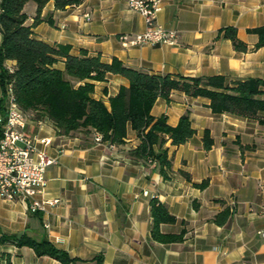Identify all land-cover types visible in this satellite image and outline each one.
I'll use <instances>...</instances> for the list:
<instances>
[{"label":"crops","instance_id":"obj_1","mask_svg":"<svg viewBox=\"0 0 264 264\" xmlns=\"http://www.w3.org/2000/svg\"><path fill=\"white\" fill-rule=\"evenodd\" d=\"M36 9L33 1L24 6L26 24L37 20L33 36L50 45L67 44L73 55L85 50L103 62L116 58L150 74L264 79V46L255 48L259 36L250 32L264 27V0H160L156 21L176 32L175 45L124 46L121 35L132 37L145 29L142 15L126 0H83L64 9L49 1L39 13ZM227 26L236 28L247 51L217 37ZM14 64L6 62L9 68ZM127 85L126 78L108 74L105 82L96 83L94 97L108 106V99ZM209 103L177 90L170 101H155L154 118L163 116L176 126L187 114L195 129L183 144L167 140L153 146L155 153L167 151V179L158 163L128 155L140 143L131 128L123 144H96L81 134L61 135L46 116L29 112L28 135L51 138L47 153L58 159L46 170L42 197L58 203L47 214H35L19 201L0 198V234L45 239L67 252L69 264H264V127L252 119L214 114ZM205 131L213 141L209 149L203 145ZM152 199L176 219L160 224V232L181 234V240L152 237ZM224 210L228 216L219 223ZM2 255L11 264H62L14 243H0Z\"/></svg>","mask_w":264,"mask_h":264},{"label":"trees","instance_id":"obj_2","mask_svg":"<svg viewBox=\"0 0 264 264\" xmlns=\"http://www.w3.org/2000/svg\"><path fill=\"white\" fill-rule=\"evenodd\" d=\"M29 1L36 4L39 13L49 1L54 2L56 9H64L83 0H0V107L5 100L6 85L11 84L19 106L25 112L37 113V117L46 116L61 135L81 134L94 141V133H100L104 142L120 145L125 142L127 130L131 128L140 143L128 155L146 164L155 161L164 179L168 178L171 161L166 150L155 153L153 146L162 147L167 140L172 145L183 144L195 134V129L187 114L180 117L176 126L169 125L163 116L154 118L150 112L157 98L170 101L174 90L194 98H207L212 113L252 119L264 127V79L229 82L221 75L185 77L150 74L127 67L116 58L110 63L103 62L100 55L90 56L85 50L73 55L67 44L50 45L33 36L32 27L37 20L27 25L24 12V6ZM250 32L259 36L255 48L264 46V27ZM219 36L230 39L237 51L248 50L246 43L237 37L235 27H224L219 30ZM7 61H14L15 64L8 68ZM108 74L126 78L128 85L120 86L106 106L102 99L94 97V93L96 83L105 82ZM212 144L209 132L205 131L204 148L209 149ZM182 174L190 179L187 173ZM204 185L205 182L198 186ZM150 213L151 233L156 241L182 239L181 234L160 232V224L176 220L164 204L152 199ZM227 216L228 211L224 210L217 216V221L221 223ZM0 243L28 246L37 256L47 255L62 264H69L71 260L67 252L57 249L45 239L0 234ZM0 264H11L10 257L2 255Z\"/></svg>","mask_w":264,"mask_h":264},{"label":"built area","instance_id":"obj_3","mask_svg":"<svg viewBox=\"0 0 264 264\" xmlns=\"http://www.w3.org/2000/svg\"><path fill=\"white\" fill-rule=\"evenodd\" d=\"M126 1L130 9L142 15L145 29L132 37L121 35L120 39L124 46L177 43L176 32L165 29L156 21L160 0ZM84 18L90 19L87 14ZM0 108V198L6 201H19L31 213L47 214L50 208L58 203V199L42 197L46 186V170L58 161L57 157L47 153L52 140L28 135L27 127L32 114L19 106L11 84L6 85L5 100ZM93 139L96 144L104 142L100 133H94ZM106 143L109 146L113 145Z\"/></svg>","mask_w":264,"mask_h":264}]
</instances>
